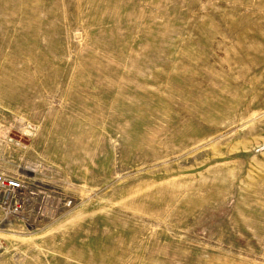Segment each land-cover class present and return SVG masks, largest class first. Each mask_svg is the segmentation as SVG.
<instances>
[{"label":"rangeland","instance_id":"374dc122","mask_svg":"<svg viewBox=\"0 0 264 264\" xmlns=\"http://www.w3.org/2000/svg\"><path fill=\"white\" fill-rule=\"evenodd\" d=\"M0 173V264H264V0H0Z\"/></svg>","mask_w":264,"mask_h":264},{"label":"built area","instance_id":"2783aa9c","mask_svg":"<svg viewBox=\"0 0 264 264\" xmlns=\"http://www.w3.org/2000/svg\"><path fill=\"white\" fill-rule=\"evenodd\" d=\"M28 189L21 178L0 173V209L5 217L20 215L30 200ZM71 200L66 201L70 206Z\"/></svg>","mask_w":264,"mask_h":264}]
</instances>
